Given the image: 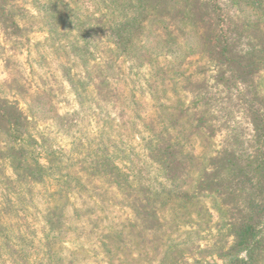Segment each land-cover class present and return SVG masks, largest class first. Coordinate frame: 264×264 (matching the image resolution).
<instances>
[{"label":"trees","instance_id":"obj_1","mask_svg":"<svg viewBox=\"0 0 264 264\" xmlns=\"http://www.w3.org/2000/svg\"><path fill=\"white\" fill-rule=\"evenodd\" d=\"M90 1L96 11L83 13L63 0H0V25L27 43L45 33L69 66L49 62L39 43L26 51L32 62L62 69L81 103L91 98L121 133L130 126L147 161L133 163L123 141L113 148L100 125L86 137L77 110L52 115L68 151H38L44 136L37 140L32 119L0 97V264H82L87 255L165 264L197 237L193 229L222 228L232 240L216 254L221 264H264V0ZM127 61L146 72L145 95L129 107L120 82ZM11 64L10 92L37 115L54 113L56 91L41 76L33 91ZM69 235L93 245L69 251Z\"/></svg>","mask_w":264,"mask_h":264},{"label":"rangeland","instance_id":"obj_2","mask_svg":"<svg viewBox=\"0 0 264 264\" xmlns=\"http://www.w3.org/2000/svg\"><path fill=\"white\" fill-rule=\"evenodd\" d=\"M67 3H69L74 8L80 10L81 8L83 13L87 12H94L96 11L97 6L94 5V2L92 3L90 0H63ZM99 2H101L99 0ZM98 4V2H95ZM98 11V10H97ZM82 16H85L86 14H82ZM84 17H82L83 19ZM83 33V32H82ZM109 34V32H106ZM29 42L27 43L26 39L24 38H15V37H7L5 35L4 30L2 29L0 25V97L8 99L11 102L17 103L21 111L30 119H32L33 124V133L35 135V138L37 140H40V136H44L45 144L43 145V140L40 142V147L38 151H45V149L48 148V146H52L54 149L58 151H68V143H69V137L66 132L59 129L60 124L56 123L54 119H52V115L54 114H60L65 115L66 112H72L73 110L80 111L81 113V119H79L82 124L78 127V130L83 131L84 135L86 137H89L93 135L91 132H94L96 127L100 125V127H104V132L108 133V135L113 139L115 142V145L113 148L117 145H119L118 141H123V146L125 149L128 147L131 148V159L132 162L135 163L137 166H140L141 164H144L142 162H139L136 157H139V160H143V162L147 161L143 155L145 153V150L141 147L139 137H136L132 134L131 130L132 128L129 126L125 128V132L121 133V128L119 126V123L115 120V117L111 116L112 121H105V113L104 111L100 112V109L95 108V104H91L90 101L91 98L86 99L85 103H81V100L79 97H77L76 93L74 92L75 89L71 88L69 86V83L64 82V78H62V69H57L58 67H55L54 65H51V68L49 67L48 73L53 72V74L56 77L57 85L53 86L50 83L51 80L48 76L47 70L40 66H37L34 64L35 62H32L31 57H29L26 53L27 49L29 48L30 43H39L41 46L40 48L43 50H46L48 54H50L51 59L48 57L47 59L52 61L55 64H63L64 66H69V63L67 59L63 56H58L57 54H52V52L48 49L47 46V37L45 33H34L28 35ZM60 55V54H59ZM57 57V58H55ZM10 60L12 64L10 65L12 69L19 68L25 78H27L29 84L32 85L33 91L35 90V87H38V89H41L42 83L40 76L44 78L46 81L47 87L52 89L53 91H56V95L54 98H50L53 100L52 105L53 109H55L54 113H52V110H50V114H43L42 111L38 112L39 115L35 114V112H31L30 105L27 100V98H22L19 95H16L5 86V83H3L4 79L6 78V68H5V62L8 61V64L10 63ZM78 69L75 68V70H72L75 75L78 73H81L83 69L81 64V61L76 62ZM137 64V63H136ZM15 65V66H14ZM14 67V68H13ZM140 73L145 75V71H143L140 68H137L133 65L131 61L124 62V65L122 67V75L120 82L123 86L122 88V97L121 99H125V106L129 107L130 102L133 100V96L140 97L141 95H145V89H144V81L145 78L140 76ZM78 76V75H77ZM259 87L261 90V93L264 95V73L260 74L257 78ZM52 86V87H51ZM45 87V85H44ZM34 94V93H33ZM147 94V93H146ZM43 103L36 104V107H39ZM32 105V104H31ZM116 109L118 110V107L116 106ZM118 112V111H116ZM34 114V116H33ZM91 120V123H88L87 121ZM106 122V123H104ZM108 123V124H107ZM88 124L89 127H88ZM118 125V127H116ZM67 129V128H66ZM142 131V130H141ZM131 133V137H130ZM123 134V138L120 137V135ZM130 141L132 142V145L129 144ZM118 142V143H117ZM119 149H121V146L119 145ZM116 148V147H115ZM135 153L137 156H135ZM128 154H130L128 152ZM67 155V154H66ZM41 162L44 164V160L42 159ZM146 170V166H143ZM4 172L9 176L10 178H13V173L11 170L5 166L3 167ZM4 194V191L2 190V186L0 185V197ZM39 201H41L39 199ZM188 229V228H185ZM200 231L196 235V238H190L189 240L185 238L184 236H181L180 239L186 240V244L184 246L179 247L177 250L174 251L175 253L171 252L166 263L165 264H221L219 259L216 257V254L218 251L222 249H226L231 244V237L228 235V231L226 228L218 229L215 232H208V233H202L201 229H193L192 232ZM78 237V236H77ZM67 248L69 251H72L76 249L77 244L83 245L85 250H89L90 245H93L90 241L86 240H79L78 238H74L72 235H69L66 238ZM178 241V240H176ZM79 251V250H78ZM103 257H91L90 255H87L84 260L81 262L82 264H99L102 262ZM101 261V262H100ZM155 264L157 263L155 259Z\"/></svg>","mask_w":264,"mask_h":264}]
</instances>
